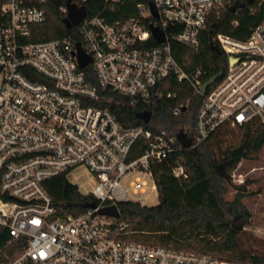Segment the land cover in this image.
<instances>
[{
	"label": "built area",
	"instance_id": "2783aa9c",
	"mask_svg": "<svg viewBox=\"0 0 264 264\" xmlns=\"http://www.w3.org/2000/svg\"><path fill=\"white\" fill-rule=\"evenodd\" d=\"M47 1L0 0V227L18 240L19 251L0 264H219L207 253L133 240L119 205H146L137 195H157L152 164L182 147L177 132L151 125L158 99L173 95L163 89L168 78L202 94L194 123L184 131L191 146L225 123L257 119L264 127V20L243 38L211 35L225 63L202 93L200 68L179 63L169 39L196 49L224 0H137L123 17L114 15L125 0H102L97 13L85 12L70 27L73 33L32 40ZM60 9L65 17L66 5ZM150 25L162 31L163 42L154 39ZM77 42L89 57L82 67ZM107 93L126 97L148 121L122 125L102 105ZM240 165L229 174L233 180L243 179ZM77 166L96 180L86 192L96 206L62 211L43 181ZM172 172L185 175L181 165ZM105 207L117 214L99 212Z\"/></svg>",
	"mask_w": 264,
	"mask_h": 264
},
{
	"label": "trees",
	"instance_id": "16d2710c",
	"mask_svg": "<svg viewBox=\"0 0 264 264\" xmlns=\"http://www.w3.org/2000/svg\"><path fill=\"white\" fill-rule=\"evenodd\" d=\"M66 1L48 0L44 4L45 19L35 26L32 40L73 33L74 27H65L64 13L60 9ZM70 1H79L87 14L97 13L103 3L102 0ZM125 1L114 16L132 14V4L137 0ZM224 1L222 7L210 14L206 28L199 35L196 49L188 48L174 38L169 39L177 61L186 68H200L203 80L212 75H218V78L224 69V57L212 45L211 35L224 33L243 38L254 25L264 20V4L249 5L244 2L241 8L231 11L229 4L234 0ZM163 89L172 91L173 95L162 96L156 102L152 127L171 132L188 131L194 123L202 94L174 77L167 79ZM102 105L124 126L143 123L139 117L141 110L131 105L126 97L107 93ZM176 106H185V110L174 114ZM263 145L264 127L258 124L257 119L243 125L225 123L202 142L181 147L170 156L154 162L152 173L157 188V203L148 206L128 201L119 205L128 222L130 237L145 243L192 251L197 248V244L208 247L209 241L202 243L204 236H207L212 238L213 247L217 249L234 248L240 227L229 220L231 211L225 206L223 193L229 183V174L237 162L259 151ZM176 165L182 166L185 175L173 174L172 168ZM43 187L62 211L78 213L86 208V203L94 200L90 194L80 192L75 184L69 182L64 172L46 178ZM240 188L244 190L245 186ZM234 211L241 213V222L244 224L249 214L239 199ZM17 241L11 238L5 227H0V262L18 254ZM195 250L200 251L199 248ZM229 260L264 264V255L246 252Z\"/></svg>",
	"mask_w": 264,
	"mask_h": 264
},
{
	"label": "rangeland",
	"instance_id": "374dc122",
	"mask_svg": "<svg viewBox=\"0 0 264 264\" xmlns=\"http://www.w3.org/2000/svg\"><path fill=\"white\" fill-rule=\"evenodd\" d=\"M240 161L238 172L243 174V179L236 181L230 177L226 191L223 193L225 206L231 211L229 220L234 221L240 227L237 245L232 249L220 250L213 247L211 237L204 236L202 243L209 241L208 247L200 244L195 246L200 249L198 252L210 254L218 260L220 258L226 260H220L219 264H247L229 260L246 252L264 255V145L259 151L251 153ZM66 178L84 193L91 191L96 183L94 176L84 166L73 168L66 174ZM242 185L245 186L244 190L240 188ZM137 196L148 206L157 203L155 192L147 191ZM237 199L249 214L244 224L241 222L243 218L241 213L234 211ZM197 248H193L192 251L196 252Z\"/></svg>",
	"mask_w": 264,
	"mask_h": 264
},
{
	"label": "water",
	"instance_id": "95a60500",
	"mask_svg": "<svg viewBox=\"0 0 264 264\" xmlns=\"http://www.w3.org/2000/svg\"><path fill=\"white\" fill-rule=\"evenodd\" d=\"M244 2L252 3L253 0H245V1L234 0L229 5V9L231 11L239 9L244 5ZM65 5H66L67 12H66V16L63 19V22H64V25L66 28H70L73 25L77 24L84 17L86 10L83 6H76L70 0L66 1ZM150 7H151V9H153L151 4H150ZM152 13L154 15H156V12L154 11V9L152 10ZM150 31L152 33V36L154 37V39L157 42H163L164 41V35H163L162 31L157 26L150 25ZM76 47H77V53H76L77 60L79 62V65L82 67L88 63L89 57H87L86 55L83 54L82 50L80 49L78 42L76 43ZM217 76L218 75H212L211 77H209L205 81H203V83L200 86V91L203 93L206 90V87L209 84H211L217 78ZM181 110L182 111L185 110V106H182ZM139 117L143 121H148V119H149V115L145 112L140 113ZM177 138H178L182 147H189L192 144V136L188 135L184 131H178L177 132ZM84 206L93 208L96 206V203L94 201H91L89 203H86ZM99 212L110 214V215H116L117 214L115 207L100 208Z\"/></svg>",
	"mask_w": 264,
	"mask_h": 264
}]
</instances>
